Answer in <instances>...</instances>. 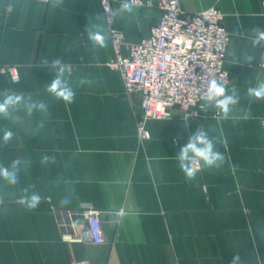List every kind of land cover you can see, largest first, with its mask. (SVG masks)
Returning <instances> with one entry per match:
<instances>
[{
    "label": "crops",
    "instance_id": "crops-1",
    "mask_svg": "<svg viewBox=\"0 0 264 264\" xmlns=\"http://www.w3.org/2000/svg\"><path fill=\"white\" fill-rule=\"evenodd\" d=\"M123 2L0 0V93L31 96L49 106L46 116L21 109L15 123L0 118V165L27 161L14 186L0 180V264H230L236 253L241 264H264V100L246 95L250 82L264 79L262 46L254 49L249 42L251 28H264V0H179L187 15L213 6L225 14L227 50H236L235 59L226 51L227 85L239 90L240 102L227 120L211 108L196 118L174 108L166 119L146 120L151 137L144 141L138 136L139 95L128 97L109 65L111 30L120 31L126 44L138 43L151 34L161 12L133 5L122 11ZM92 24L103 26L107 47H92ZM243 51L255 60L244 63ZM44 57L69 66L74 103L45 91L54 74L42 66ZM9 66L17 68L18 83L2 71ZM81 78L91 82L77 86ZM201 126L217 139L226 162L187 182L175 156ZM5 128L14 134L7 144ZM44 155L54 156L55 163L41 164ZM25 188L42 197L34 210L20 202ZM84 205L100 211L102 244L71 239L60 226L64 211Z\"/></svg>",
    "mask_w": 264,
    "mask_h": 264
},
{
    "label": "built area",
    "instance_id": "built-area-1",
    "mask_svg": "<svg viewBox=\"0 0 264 264\" xmlns=\"http://www.w3.org/2000/svg\"><path fill=\"white\" fill-rule=\"evenodd\" d=\"M128 2L136 7L157 8L161 12L151 34L138 43L126 44L120 31L111 30L114 58L109 65L120 74L125 91L139 95L143 114L138 121V136L143 141L150 139V131L145 125L148 119H166L174 108L190 118L207 113L208 110L200 109L204 102L201 84L209 79L230 83L231 74L225 68V58L231 37L225 26V14L216 6L187 15L180 8L179 0ZM104 11L111 24L113 16L108 2H105ZM259 67L264 70V46ZM3 68L2 71L9 73L12 79L19 78L15 66ZM210 113L221 115L214 107ZM261 126L264 135V117ZM64 213L65 220L60 221V226L71 239L95 244L106 241L98 209L84 205Z\"/></svg>",
    "mask_w": 264,
    "mask_h": 264
},
{
    "label": "clouds",
    "instance_id": "clouds-1",
    "mask_svg": "<svg viewBox=\"0 0 264 264\" xmlns=\"http://www.w3.org/2000/svg\"><path fill=\"white\" fill-rule=\"evenodd\" d=\"M56 5L62 3V0H53ZM122 11L130 12L132 5L128 0H124L121 5ZM235 35V33H234ZM88 40L94 49L107 47V37L104 34V29L101 24H92L88 26ZM249 42L252 48H259L264 46V28L256 26L250 29ZM227 56L235 59L236 50L232 48L227 50ZM243 62L250 64L256 56L249 54L247 51L242 52ZM42 66L48 67L54 74L50 83H47L45 91L56 100L64 102L66 105L75 102L76 91L70 79L69 66L63 62L61 58H55L49 61L47 57L41 59ZM19 78L13 79V83H18ZM86 78H81L77 86L90 83ZM202 100L200 109L207 111L209 108H215L227 120L230 118L235 106L240 102L239 90L232 86L228 87L226 82L218 79H209L203 81ZM246 95L255 101L264 100V79H258L254 84L250 82V86L246 90ZM21 109L26 110L29 116L33 112H39L42 115H48L49 106L44 100H34L31 96L25 97L23 94H15L4 92L0 93V118L10 120L12 122L19 121L20 117L15 115ZM189 119L184 118V128L189 127ZM43 121L39 127H43ZM13 132L11 129L5 128L3 130V142L9 143L13 139ZM177 166L184 174L187 182L194 181L197 174L203 170L219 169L226 162V157L223 153L217 150V139L210 136L208 130L204 127H197L189 135L186 143H183L175 156ZM41 164L55 163L54 156L44 155L40 160ZM27 164V161L21 158H16L11 161L10 166L0 165V180H3L7 185L14 186L20 173V166ZM42 197L38 192L29 191L25 188L20 202L24 204L28 210L36 209L41 203ZM0 203L3 199L0 198ZM230 264H241V257L239 253L233 255Z\"/></svg>",
    "mask_w": 264,
    "mask_h": 264
},
{
    "label": "rangeland",
    "instance_id": "rangeland-1",
    "mask_svg": "<svg viewBox=\"0 0 264 264\" xmlns=\"http://www.w3.org/2000/svg\"><path fill=\"white\" fill-rule=\"evenodd\" d=\"M5 68H7V67H5ZM5 68H3V69H5ZM125 93L127 94V96L128 97H131L132 96V94H136V93H132V94H128L126 91H125ZM131 95V96H130ZM139 100H140V98H139ZM140 104V103H139ZM141 108V107H140ZM141 113H142V109H141ZM143 114V113H142ZM150 137H151V133H150ZM144 141V140H143Z\"/></svg>",
    "mask_w": 264,
    "mask_h": 264
}]
</instances>
